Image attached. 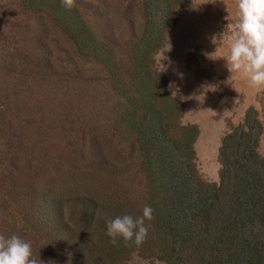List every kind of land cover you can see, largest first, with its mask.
<instances>
[{"label":"trees","instance_id":"1","mask_svg":"<svg viewBox=\"0 0 264 264\" xmlns=\"http://www.w3.org/2000/svg\"><path fill=\"white\" fill-rule=\"evenodd\" d=\"M190 1L75 0L67 10L62 0H16L0 55V235L29 242L43 264H125L133 253L264 264L257 111L228 126L217 182H207L198 128L181 122L182 103L155 65ZM146 205L144 244H111L106 222Z\"/></svg>","mask_w":264,"mask_h":264},{"label":"rangeland","instance_id":"2","mask_svg":"<svg viewBox=\"0 0 264 264\" xmlns=\"http://www.w3.org/2000/svg\"><path fill=\"white\" fill-rule=\"evenodd\" d=\"M16 11V0H0V55L8 49L6 42L12 31L9 24ZM238 18V0H191L167 34L166 44L154 56L156 67L167 78V91L172 96L175 92L173 97L182 103L181 122L198 128L194 143L196 164L207 182H217L216 152L221 136L228 126L241 123L248 107L258 113L261 133L257 151L264 156V98L258 102L264 89L252 88L246 76L230 74L226 67ZM193 48L194 58L186 66V53ZM162 54L164 71L157 62ZM206 76H211L210 80ZM136 257L134 261L132 255L125 264L160 262Z\"/></svg>","mask_w":264,"mask_h":264},{"label":"clouds","instance_id":"3","mask_svg":"<svg viewBox=\"0 0 264 264\" xmlns=\"http://www.w3.org/2000/svg\"><path fill=\"white\" fill-rule=\"evenodd\" d=\"M62 5L71 10L75 0H62ZM239 18L232 33L230 55L225 59L230 74H243L254 89H264V0H238ZM157 60L162 71L161 61ZM231 79V75H230ZM176 93H173L175 96ZM153 219V209L145 206L143 215L133 218L130 215L117 216L106 222L107 236L110 243L118 246L123 241L126 247L138 250L148 237L145 221ZM133 253V260L136 259ZM0 264H43L33 258L32 246L29 242L13 234L6 238L0 235ZM147 264V262H144ZM159 264H166L160 261Z\"/></svg>","mask_w":264,"mask_h":264},{"label":"crops","instance_id":"4","mask_svg":"<svg viewBox=\"0 0 264 264\" xmlns=\"http://www.w3.org/2000/svg\"><path fill=\"white\" fill-rule=\"evenodd\" d=\"M195 150V149H194ZM196 157H197V155H196ZM215 178H216V176H214ZM214 177L213 178H211L213 181H214Z\"/></svg>","mask_w":264,"mask_h":264}]
</instances>
